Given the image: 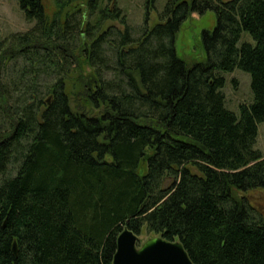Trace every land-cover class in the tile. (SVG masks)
<instances>
[{"label":"trees","instance_id":"16d2710c","mask_svg":"<svg viewBox=\"0 0 264 264\" xmlns=\"http://www.w3.org/2000/svg\"><path fill=\"white\" fill-rule=\"evenodd\" d=\"M16 1L36 25L0 48V73L25 63L0 74V264H112L122 230L143 227L179 241L193 264H264V219L234 195L264 191V0H169L138 35L124 20L97 35L119 15L99 0L84 31L78 14L59 29L41 0ZM208 10L205 59L187 64L175 35ZM234 69L252 93L237 115L221 92Z\"/></svg>","mask_w":264,"mask_h":264},{"label":"rangeland","instance_id":"374dc122","mask_svg":"<svg viewBox=\"0 0 264 264\" xmlns=\"http://www.w3.org/2000/svg\"><path fill=\"white\" fill-rule=\"evenodd\" d=\"M168 1L169 0H99V9L107 10L109 15H114V12L111 10H117L119 11V15L117 19L107 17L102 21L97 35L101 32H108L109 29L122 31L125 24L133 30V33L136 32L138 35L143 27L151 28L160 22L159 14ZM87 2L88 0H74L66 4L64 9L60 11L58 10L55 0H41L47 24L54 22L53 25L61 29L65 18L74 13L78 14V18L81 20L82 31L85 30L87 25L93 24L100 18L98 14L91 16L88 14ZM123 20L125 24H122ZM35 25V21H28L24 17L16 0H0L1 49L7 46L9 47L10 44L15 42L13 38L16 35H23L31 31ZM214 25L215 15L213 11L208 10L201 14H191L181 24L175 35L174 47L176 55L187 64L204 61L205 54L201 44V34L203 31L212 30ZM136 33L134 34L136 35ZM244 41H251L249 35L246 33L242 34L238 45ZM78 43L79 47L75 49L74 55L80 59L79 62L82 64V74L88 76L90 71L82 62L81 57H79L81 56V47L85 42L79 40ZM24 64L22 58L8 61V64L4 67V70H1L0 74L5 81H9V79L14 78L18 69H22ZM75 76L74 74L68 76L66 79L67 86L70 87L74 84ZM222 76L224 78V86L221 92L224 95L225 107L237 115L240 105L249 104L252 101L250 76L239 69L222 73ZM255 149L259 151L261 156H264V122L257 125ZM140 173H142V169H140ZM234 195L238 198L243 197L254 214L264 219V191H236ZM153 236L155 235L153 233H147L145 227H143L139 239L140 242H143Z\"/></svg>","mask_w":264,"mask_h":264},{"label":"water","instance_id":"95a60500","mask_svg":"<svg viewBox=\"0 0 264 264\" xmlns=\"http://www.w3.org/2000/svg\"><path fill=\"white\" fill-rule=\"evenodd\" d=\"M15 251V247H13ZM112 264H193L179 241L153 236L140 242L124 228L116 240Z\"/></svg>","mask_w":264,"mask_h":264}]
</instances>
